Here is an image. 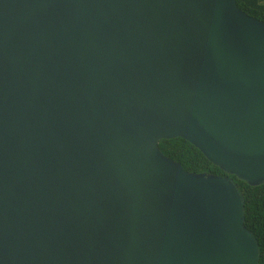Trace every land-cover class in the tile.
Segmentation results:
<instances>
[{
  "label": "water",
  "instance_id": "1",
  "mask_svg": "<svg viewBox=\"0 0 264 264\" xmlns=\"http://www.w3.org/2000/svg\"><path fill=\"white\" fill-rule=\"evenodd\" d=\"M231 175L264 184V21L237 0H0V264H259Z\"/></svg>",
  "mask_w": 264,
  "mask_h": 264
},
{
  "label": "trees",
  "instance_id": "2",
  "mask_svg": "<svg viewBox=\"0 0 264 264\" xmlns=\"http://www.w3.org/2000/svg\"><path fill=\"white\" fill-rule=\"evenodd\" d=\"M237 3L249 15L264 21V0H237ZM159 145L167 156L180 162L187 171L225 174L224 170L214 165L199 148L184 138L162 139ZM231 176L245 194L246 226L259 240V264H264V184L251 186L235 175Z\"/></svg>",
  "mask_w": 264,
  "mask_h": 264
}]
</instances>
